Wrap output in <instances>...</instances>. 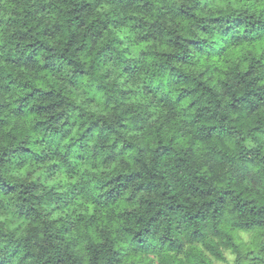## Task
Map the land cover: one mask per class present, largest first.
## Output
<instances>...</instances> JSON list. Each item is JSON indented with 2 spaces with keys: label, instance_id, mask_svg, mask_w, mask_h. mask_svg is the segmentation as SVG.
I'll return each instance as SVG.
<instances>
[{
  "label": "clouds",
  "instance_id": "9594fccd",
  "mask_svg": "<svg viewBox=\"0 0 264 264\" xmlns=\"http://www.w3.org/2000/svg\"><path fill=\"white\" fill-rule=\"evenodd\" d=\"M0 264H264V0H0Z\"/></svg>",
  "mask_w": 264,
  "mask_h": 264
}]
</instances>
